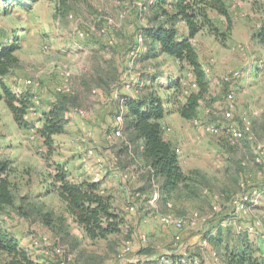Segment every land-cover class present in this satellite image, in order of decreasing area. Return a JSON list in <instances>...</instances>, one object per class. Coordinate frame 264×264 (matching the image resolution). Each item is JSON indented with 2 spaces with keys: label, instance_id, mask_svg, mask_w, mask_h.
Masks as SVG:
<instances>
[{
  "label": "rangeland",
  "instance_id": "obj_1",
  "mask_svg": "<svg viewBox=\"0 0 264 264\" xmlns=\"http://www.w3.org/2000/svg\"><path fill=\"white\" fill-rule=\"evenodd\" d=\"M149 1L73 0L71 11L63 14L56 0H33L29 8L15 5L0 15V35L10 34L8 41L14 42L15 37L20 44L19 65L3 80L17 92L28 89L36 93L34 109L26 115L30 127L19 124L0 99V157L12 162L16 194V206L4 212L1 222L39 261L51 263L50 256H70L75 264H141L147 256L137 250L148 245L154 257L177 250L201 259L202 264H219L213 253L223 256L225 241H234L235 232L245 226L253 227L251 235L264 247V163L256 161L258 152L264 150V45L255 37L264 22V0H226L231 31L229 20L213 11L222 33L215 35L206 27L192 39L211 82L199 117L223 121L227 94L233 90V121L241 125L250 119L253 137L231 143L224 133L201 131L193 120L169 114L165 122L171 126L169 136L180 149L184 169L202 173L201 181H193L190 190L186 188L172 199V207L161 199L152 201L153 191L152 197L139 196L130 187V174L116 173L121 161L117 148L128 142L117 133L122 109L112 108L114 115L106 119V109H111L115 100L138 91L144 69L157 62L166 69H179L173 57L143 60L136 52L138 46H144L138 35L154 23L151 18L156 9ZM186 28L179 24L181 34ZM236 71L241 76L235 77ZM184 72L189 75L190 66ZM67 82L68 92L77 93L80 105L70 112L66 132L55 136V150L48 154L37 129L44 110ZM102 84L109 99L93 96V88ZM60 165L71 178L105 180L107 193L126 216L122 233L99 240L84 236L82 227L69 217L65 202L50 187ZM110 173L114 175L108 177ZM122 179L129 188L122 185ZM242 193L255 202H250L246 213L237 214L232 199ZM132 205L134 209H130ZM23 209L27 214L21 216L19 210ZM49 211L54 227L41 219ZM167 213L184 219V227L177 229L162 222L160 216ZM60 216L71 224L69 229L61 227L65 224ZM177 235L181 239L175 244Z\"/></svg>",
  "mask_w": 264,
  "mask_h": 264
},
{
  "label": "trees",
  "instance_id": "obj_2",
  "mask_svg": "<svg viewBox=\"0 0 264 264\" xmlns=\"http://www.w3.org/2000/svg\"><path fill=\"white\" fill-rule=\"evenodd\" d=\"M31 1L33 0H0V15L8 13L15 5L29 8L28 3ZM72 2L73 0H56L58 11L69 13L73 7ZM149 3L156 9L151 18L154 23L143 31L144 46H138L136 52L143 60L163 55L173 57L178 60L179 69L173 71L163 68L161 62L144 69L138 94L125 99V109L119 114L123 120L116 127L122 130V137L128 141L126 151L138 158L145 169L143 178H146V183L136 190L137 194L148 198L144 193L151 188L153 192L158 191V199L168 205L186 188L190 190L192 183L201 181L199 177L202 173L199 170L187 172L184 169L181 155L176 151L178 147L165 136L163 120L171 113H178L188 120L200 115L203 102L210 92V79L192 39L206 27L215 35L222 33L221 27L212 17L213 11L229 20V31L233 22L226 0H150ZM180 23L187 27L182 34ZM255 37L264 45V22L256 31ZM10 38V34L0 35V99L6 102L19 124L30 127L32 122L27 120L26 115L34 109L36 93L28 89L17 92L3 80L4 76L12 73L19 65L17 51L20 44L15 37L14 42L8 41ZM187 66H190L189 75L184 72ZM193 81L197 82V88L192 87ZM58 93L51 105L44 110L42 124L37 129L48 154L55 150V136L66 132L70 112L79 106L76 92L60 90ZM11 170V160L0 157V264L68 262L69 256H50L48 261L51 263L39 261L29 249L21 245L11 230L2 225L1 216L9 208L16 206ZM104 181L84 176L71 178L67 169L60 165L50 184L51 189L65 202L69 217L82 227L84 236L91 240L108 239L113 234L122 233L126 226V216L114 203L113 195L107 193ZM19 212L22 213L21 216L27 214L24 209ZM37 212L43 213L41 208H37ZM51 213L46 212L41 219L48 226L54 227L55 219ZM60 217V222L65 224L61 227L69 229L71 224L66 217ZM235 233L234 241H225L226 251L223 256L217 252L219 264H264V247L258 242V238H254L246 226ZM137 251L147 256V260L141 264H190L191 256L175 251L162 252L161 256L155 257L148 245L141 246ZM71 264H75L74 259Z\"/></svg>",
  "mask_w": 264,
  "mask_h": 264
},
{
  "label": "built area",
  "instance_id": "obj_3",
  "mask_svg": "<svg viewBox=\"0 0 264 264\" xmlns=\"http://www.w3.org/2000/svg\"><path fill=\"white\" fill-rule=\"evenodd\" d=\"M138 42L140 44L144 43L145 37L144 34L141 33L138 35L137 37ZM235 77H239L241 76L240 72L236 71L234 73ZM28 83H31L32 80L28 79L27 80ZM192 87L193 88H197L198 84L197 82L193 81L192 83ZM60 90L63 91H69L70 90V84L67 82L63 87L60 88ZM227 105L225 106L224 112H223V121H216V122H212V121H205L203 119H201L199 116L195 117L193 120V123L197 126L198 129H200L201 131L210 133V134H214V135H220L222 133H224L228 140L231 143H237L240 142L241 140H244L246 138H252L253 137V125L250 119H244V121L242 122L241 125H237L233 120H234V101H235V93L233 90H230L227 94ZM118 118L120 119V122H122L123 117L121 115L118 116ZM119 122V123H120ZM165 130L168 129V127H166L164 125ZM117 133L119 135L122 134V130L118 127L117 128ZM176 151L179 152L180 149L176 148ZM256 161L260 164L264 163V150H261L258 152V155L256 157ZM254 192H258V189H255ZM159 197V193L158 191H155L152 197V201H156ZM250 202H255V199L252 198L248 193H242L239 194L235 197H233L232 199V206H233V210L237 213V214H241V213H246L249 204H251ZM169 207L173 206V202H168ZM134 205L130 206V209H134ZM160 220L162 222H164L167 225H171L174 226L177 229H182L185 225V220L182 218H177L174 217L172 214H162L160 216ZM247 227V226H246ZM249 232H253V227H247ZM255 230L257 231V229L255 228ZM142 241L146 240V235L143 234L141 236ZM181 236L177 235L176 236V242L175 244H178L180 242ZM204 242H207V239L204 240ZM61 250L57 249V252H60ZM177 253V250H174ZM183 255H186L185 252L184 253H180ZM187 256V255H186ZM213 257L216 261H219V254L217 252L213 253ZM69 261L68 262H64L63 264H71V260L73 259L72 257H68ZM163 258H165V255H163ZM190 264H202V260L197 258V257H190L189 259Z\"/></svg>",
  "mask_w": 264,
  "mask_h": 264
},
{
  "label": "crops",
  "instance_id": "obj_4",
  "mask_svg": "<svg viewBox=\"0 0 264 264\" xmlns=\"http://www.w3.org/2000/svg\"><path fill=\"white\" fill-rule=\"evenodd\" d=\"M109 45H112V44H109ZM111 65L113 67H115L114 63H111ZM83 84H84L83 88H86L85 82H83ZM210 84H211V82H210ZM102 87H104L103 84L101 87H97V86L94 87L92 90L93 96L98 97L99 99H103V97H106L109 99L110 97H108V95H109L108 89L104 90ZM126 94L127 95L123 94L124 97L122 99L115 100L116 102H113L114 105L111 106V109H106V111H108V113L106 114V119L111 118L114 115V112H113L114 110L112 109L114 107H117L119 109L121 108L123 111V109H125V103H124L125 99L127 97H130V96H137L138 91L136 93H129V92L127 93L126 92ZM94 106L99 107L98 104H94ZM116 111H117V109L115 110V113H116ZM168 116L169 115H167L164 118L163 123L166 127H168L167 131H165V136L167 139L171 140L172 138L169 136V133L172 132V129H171V126L167 125V122H165V121H167ZM123 138H125V137H123ZM125 153H127L125 147L117 148L116 154H119L121 156V161H120V163H118L116 165V168H117L116 173L120 174L122 176L124 174L125 175L130 174V178H129L130 179L129 180L130 187L132 186L135 190H138L146 183V178H143V173L145 172V169L142 167V162L139 161L138 158H134L135 156L134 157L132 155L130 156V154H127V155H129V156H127ZM124 158H126L127 160H124ZM112 175H114V173H110V175H108V177H111ZM121 181H122L123 186H125L126 188H129L128 185L125 184L123 179ZM152 191L153 190L151 188H149V189L145 190L146 193H144V194L148 195V197H150L153 194ZM125 192H128L127 189H125ZM209 195L211 196V194H209Z\"/></svg>",
  "mask_w": 264,
  "mask_h": 264
}]
</instances>
